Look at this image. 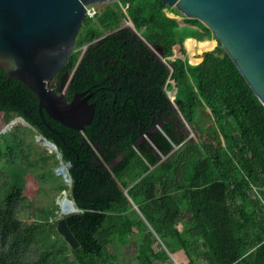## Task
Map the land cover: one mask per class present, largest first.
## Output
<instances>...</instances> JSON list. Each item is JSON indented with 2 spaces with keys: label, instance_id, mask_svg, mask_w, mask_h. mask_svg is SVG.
<instances>
[{
  "label": "trees",
  "instance_id": "16d2710c",
  "mask_svg": "<svg viewBox=\"0 0 264 264\" xmlns=\"http://www.w3.org/2000/svg\"><path fill=\"white\" fill-rule=\"evenodd\" d=\"M176 16L160 0H119L84 20L67 64L47 84L57 92L72 74L66 102L92 93L94 118L83 132L40 117L33 93L0 69V114L32 128L0 134L8 177L0 184V264H264V108L219 44L189 64L183 43L214 37ZM177 45L184 59L173 58ZM32 130L70 165L68 198L80 212L65 220L75 250L57 222L19 220V161Z\"/></svg>",
  "mask_w": 264,
  "mask_h": 264
},
{
  "label": "water",
  "instance_id": "95a60500",
  "mask_svg": "<svg viewBox=\"0 0 264 264\" xmlns=\"http://www.w3.org/2000/svg\"><path fill=\"white\" fill-rule=\"evenodd\" d=\"M118 1L0 0V69L9 80L20 82L33 93L40 117L43 111L49 119L79 132L90 125L95 113V104L89 102L92 93H75L66 102L67 84L72 74L61 77L57 92H53L47 84L72 55L77 34L87 18V7ZM160 1L169 8H175L181 18L199 21L211 31L264 108V0ZM125 27L139 35L132 23H126ZM147 46L164 61L159 48ZM175 57L179 56L174 51ZM198 63L189 62L191 65ZM169 69L172 72V68ZM174 92L175 89L171 93L167 92L171 102ZM16 125L32 129L27 122L17 117L1 133L11 131ZM157 129L162 132L160 126ZM36 142L55 155L59 165L54 169V175L68 183L70 194L69 163H64L56 146L41 135L36 137ZM68 201L73 206L59 215L56 230L67 246L75 250L79 244L65 218L80 210L71 199L68 198ZM133 208L138 211L136 206L133 205Z\"/></svg>",
  "mask_w": 264,
  "mask_h": 264
},
{
  "label": "rangeland",
  "instance_id": "374dc122",
  "mask_svg": "<svg viewBox=\"0 0 264 264\" xmlns=\"http://www.w3.org/2000/svg\"><path fill=\"white\" fill-rule=\"evenodd\" d=\"M104 5L105 4H99L93 6L97 11H99L104 7ZM169 16L173 17L172 15ZM176 19L179 21L180 24H183V18L176 16ZM126 23H129V21L123 22L122 27H125ZM204 41H212L214 44L212 49L208 51H211L215 47H217L218 43L215 38ZM186 42L187 41L183 43L182 48L185 50V57L188 59V62L192 64H194L192 62V58L200 60L202 54L208 52V51H204L198 54L196 51L195 55H191V53H189V50L187 48ZM180 50H181L180 46L177 45L174 51L176 55L184 59V56L180 53ZM190 55L193 57H191ZM173 85H174L173 82L168 83L167 86L168 91L174 90V88L169 89V87ZM206 112L208 113L209 111L207 110ZM206 112L203 113V117H202V129H204L210 124V122L208 121V114ZM7 124L8 123H6L3 119V115L0 114V134L5 129V126ZM17 127L24 128L25 126L16 125L14 129H12L11 131H6L5 133H11V132L17 133L19 137H22V133H21L22 129H20L19 131L17 130ZM23 136L25 137L23 149H24V155H26V159H23L22 161L19 162H21L23 167L26 168V174L24 177V188H23V196L25 200L18 206L19 220L21 221V223L25 225H29L33 223L34 220L37 219L38 215H41L42 220L44 222L56 223L57 220L59 219V207L57 205V201L62 197V194L64 192H67V189H64L63 190L64 192L62 191L61 193V191H59L58 189V186L59 185L66 186V185L63 182L62 178H60L59 181L52 177L51 172L54 174V169L57 167V165H55L54 159L49 157L51 153L45 147H43L42 145L36 142V137L38 136V134L32 130L31 135L26 134ZM190 136L196 139V135H194L193 133H190ZM0 145H1L0 152H3L5 147L3 146V144ZM28 145L30 149L27 147ZM1 160H3V158ZM29 163H31L32 165H30ZM41 176L45 177L44 181L40 180ZM7 180H8L7 174L1 172L0 184H3L4 181ZM55 207H57V209H55Z\"/></svg>",
  "mask_w": 264,
  "mask_h": 264
},
{
  "label": "bare ground",
  "instance_id": "6f19581e",
  "mask_svg": "<svg viewBox=\"0 0 264 264\" xmlns=\"http://www.w3.org/2000/svg\"><path fill=\"white\" fill-rule=\"evenodd\" d=\"M186 45H187V48L189 50V53H191V55H195L196 51H197L198 54L201 53V52H204V51H208V50L212 49V47L214 46L212 41L197 42V41H195L193 39L187 40ZM191 57H193V56H191ZM192 62L195 64V63H198L199 60L192 58ZM168 92L171 93V91H168ZM43 147H45V146H43ZM46 149L49 150L48 148H46ZM65 185L68 187V183H65ZM68 195H69V192H68V189H67V192H64L62 194V197L60 199H58V201H57V205L59 207V215H61V214L63 215L64 214L63 210L71 209L72 206H73L68 201Z\"/></svg>",
  "mask_w": 264,
  "mask_h": 264
},
{
  "label": "built area",
  "instance_id": "2783aa9c",
  "mask_svg": "<svg viewBox=\"0 0 264 264\" xmlns=\"http://www.w3.org/2000/svg\"><path fill=\"white\" fill-rule=\"evenodd\" d=\"M97 10L95 9V7L92 5V6H89L87 7V10H86V13H87V17L88 18H93L96 14H97ZM176 18V17H175ZM178 21V20H177ZM179 22V21H178Z\"/></svg>",
  "mask_w": 264,
  "mask_h": 264
},
{
  "label": "crops",
  "instance_id": "0c3cea01",
  "mask_svg": "<svg viewBox=\"0 0 264 264\" xmlns=\"http://www.w3.org/2000/svg\"><path fill=\"white\" fill-rule=\"evenodd\" d=\"M200 60H201V59H200ZM200 60H199V61H200Z\"/></svg>",
  "mask_w": 264,
  "mask_h": 264
}]
</instances>
